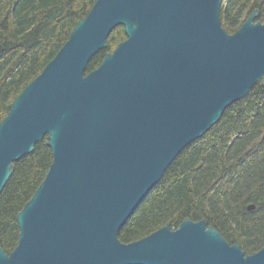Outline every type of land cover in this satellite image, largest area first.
<instances>
[{
  "label": "water",
  "instance_id": "water-1",
  "mask_svg": "<svg viewBox=\"0 0 264 264\" xmlns=\"http://www.w3.org/2000/svg\"><path fill=\"white\" fill-rule=\"evenodd\" d=\"M222 1L95 0L0 121V193L37 142L52 152L0 264H264V246L245 254L205 218L119 238L182 149L264 86L259 10L230 33ZM118 25L126 38L86 71Z\"/></svg>",
  "mask_w": 264,
  "mask_h": 264
},
{
  "label": "trees",
  "instance_id": "trees-1",
  "mask_svg": "<svg viewBox=\"0 0 264 264\" xmlns=\"http://www.w3.org/2000/svg\"><path fill=\"white\" fill-rule=\"evenodd\" d=\"M95 0H0V121L13 99L35 78L68 39ZM264 22V0H223L222 26L234 32L255 10ZM126 38L116 26L107 45L89 61ZM52 152L46 137L15 161L0 193V247L17 244L16 215L45 176ZM253 204L254 208L247 209ZM205 218L231 244L250 254L264 246V86L256 83L230 104L204 135L186 145L148 191L119 232L135 241L165 224Z\"/></svg>",
  "mask_w": 264,
  "mask_h": 264
},
{
  "label": "flooded vegetation",
  "instance_id": "flooded-vegetation-1",
  "mask_svg": "<svg viewBox=\"0 0 264 264\" xmlns=\"http://www.w3.org/2000/svg\"><path fill=\"white\" fill-rule=\"evenodd\" d=\"M231 244H234V243H231ZM260 249V248H259ZM257 251V250H256Z\"/></svg>",
  "mask_w": 264,
  "mask_h": 264
}]
</instances>
